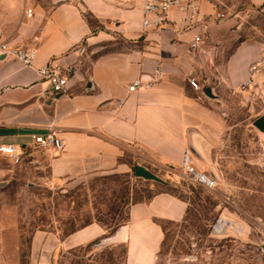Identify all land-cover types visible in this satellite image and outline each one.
Segmentation results:
<instances>
[{"label":"crops","instance_id":"0c3cea01","mask_svg":"<svg viewBox=\"0 0 264 264\" xmlns=\"http://www.w3.org/2000/svg\"><path fill=\"white\" fill-rule=\"evenodd\" d=\"M142 4L59 0L47 13L36 10L19 37L35 49L32 65L23 67L11 56L0 59V144L29 154L33 136L53 131L63 150L44 152L50 153L51 177L57 180L111 169L127 148L174 169L185 151L200 172L204 163L217 162L226 129L219 102L249 78L264 81V43L239 36L244 17L264 16V0H203L195 22L173 10L158 31L142 28ZM84 13L99 27L90 26ZM216 14L224 17L215 19ZM196 36L201 43L193 50ZM46 63L73 68L67 96L46 92L36 73ZM136 80L141 86L129 92ZM151 80L155 84L147 86ZM187 209L182 199L160 192L130 205L125 223L111 235L92 224L63 243L75 248L110 238L108 243L125 246V264H155L164 237L161 224L181 222Z\"/></svg>","mask_w":264,"mask_h":264},{"label":"rangeland","instance_id":"374dc122","mask_svg":"<svg viewBox=\"0 0 264 264\" xmlns=\"http://www.w3.org/2000/svg\"><path fill=\"white\" fill-rule=\"evenodd\" d=\"M58 1L0 0V44L24 46L19 37L27 20ZM239 36L264 43V16L249 13ZM219 103L226 123L224 147L217 162L204 163L202 171L214 178L212 190L187 181L180 167L154 163L139 149L123 150L111 169L60 180L51 177L50 153L44 149L24 154L17 164L0 156V264H125L122 244L94 245L98 239L66 248L65 235L92 224L109 235L125 223L130 205L146 203L160 192L182 199L188 209L181 222L161 224L164 237L155 264H264V133L253 127L264 116V81L245 89L239 85ZM136 167L154 179L137 177ZM220 220L231 226L218 231Z\"/></svg>","mask_w":264,"mask_h":264},{"label":"built area","instance_id":"2783aa9c","mask_svg":"<svg viewBox=\"0 0 264 264\" xmlns=\"http://www.w3.org/2000/svg\"><path fill=\"white\" fill-rule=\"evenodd\" d=\"M203 0H143L142 4V22L141 26L144 29L160 30L167 23L168 14L171 11H176L184 16L186 22H195L199 12L200 3ZM31 10L26 11L27 17H31ZM224 16L220 14L215 15V19H222ZM201 43L200 36L193 38L190 48L197 50ZM84 49L80 48L79 54L84 53ZM0 53H3L5 57L11 56L18 61L23 67H30L35 56V49L32 45L24 46H12L8 44H0ZM39 80L47 85V93L55 96H67L68 95V79L73 73L71 66L65 68H59L53 66L50 63H46L36 71ZM159 78V70L154 72ZM155 80L146 82L147 86L155 84ZM252 79H247L241 88L245 89L250 86ZM188 84L194 90H198V84L194 78L188 79ZM141 86L139 80L134 81L128 88L129 92H134ZM33 148L35 149H50L54 152H61L63 150V141L53 131H49L45 135L32 137ZM24 154L23 149L20 146L11 144H0V156L8 158L13 163L20 162ZM180 169L182 170V176L192 184L202 187L206 190H212L215 188L216 182L213 177L200 172L192 164L191 155L185 151L182 156Z\"/></svg>","mask_w":264,"mask_h":264},{"label":"water","instance_id":"95a60500","mask_svg":"<svg viewBox=\"0 0 264 264\" xmlns=\"http://www.w3.org/2000/svg\"><path fill=\"white\" fill-rule=\"evenodd\" d=\"M5 58V55L3 53H0V59H4ZM253 127L255 129H257L260 133H264V116L256 119L254 122H253ZM135 175L137 177H141V178H144L146 180H150V179H154V176H152L148 171H146L145 169L141 168V167H136L135 170ZM212 177V176H211ZM4 183H0V186H3ZM225 226H231L228 222L224 221V220H220L218 223H217V230L220 231L222 230L223 227ZM110 240V238H104L102 240H99L95 243H93L94 245H101V244H104V243H108Z\"/></svg>","mask_w":264,"mask_h":264},{"label":"trees","instance_id":"16d2710c","mask_svg":"<svg viewBox=\"0 0 264 264\" xmlns=\"http://www.w3.org/2000/svg\"><path fill=\"white\" fill-rule=\"evenodd\" d=\"M84 16H85V15H84ZM85 18H86V17H85ZM86 20H87V18H86ZM87 21H88V20H87ZM88 23H89V22H88ZM89 24H90V23H89ZM90 26H91V25H90ZM168 193H169V192H168ZM170 194H172V193H170ZM172 195H173V194H172ZM151 198H152V197H151ZM151 198H150V199H151ZM150 199H149V200H150ZM149 200H148V201H149ZM148 201H147V202H148ZM87 226H88V225H84V226L81 227L80 229H83V228H85V227H87ZM118 227H119V226H118ZM80 229H78V230H80ZM115 229H116V228H115ZM115 229H113V230H115ZM78 230H76V231H78ZM76 231L72 230V231H70V232H69L67 235H65V236H68V235H70V234H72V233H74V232H76ZM110 232H111V231H110ZM112 233H113V231H112L109 235H111Z\"/></svg>","mask_w":264,"mask_h":264}]
</instances>
